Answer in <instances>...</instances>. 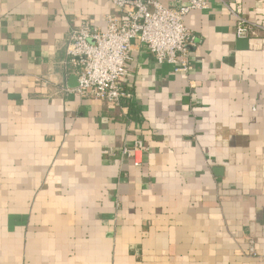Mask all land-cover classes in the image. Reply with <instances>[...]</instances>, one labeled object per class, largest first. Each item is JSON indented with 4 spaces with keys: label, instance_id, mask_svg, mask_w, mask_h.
<instances>
[{
    "label": "crops",
    "instance_id": "0c3cea01",
    "mask_svg": "<svg viewBox=\"0 0 264 264\" xmlns=\"http://www.w3.org/2000/svg\"><path fill=\"white\" fill-rule=\"evenodd\" d=\"M227 6L264 23V0L190 10L188 77L135 46L112 107L60 86L113 0H0V264H264V33Z\"/></svg>",
    "mask_w": 264,
    "mask_h": 264
},
{
    "label": "built area",
    "instance_id": "2783aa9c",
    "mask_svg": "<svg viewBox=\"0 0 264 264\" xmlns=\"http://www.w3.org/2000/svg\"><path fill=\"white\" fill-rule=\"evenodd\" d=\"M210 0H187L171 8L157 0H113L116 10L106 15L104 28L81 19L67 33L65 53L76 77L73 87L62 84V94L101 100L112 107L133 95L122 85L131 51L140 45L158 64L171 65L173 72L188 77L189 49L195 35L184 24L192 9L208 6ZM228 7V6H227ZM235 18V35L247 38L264 33V23L247 19L238 8L228 7ZM67 62V61H66ZM64 62V65H66ZM46 87V81L41 82ZM148 147L140 139L122 148V155L142 164Z\"/></svg>",
    "mask_w": 264,
    "mask_h": 264
},
{
    "label": "water",
    "instance_id": "95a60500",
    "mask_svg": "<svg viewBox=\"0 0 264 264\" xmlns=\"http://www.w3.org/2000/svg\"><path fill=\"white\" fill-rule=\"evenodd\" d=\"M74 81H75V82H74V84H73V85L75 86V85H76V77L74 78Z\"/></svg>",
    "mask_w": 264,
    "mask_h": 264
}]
</instances>
